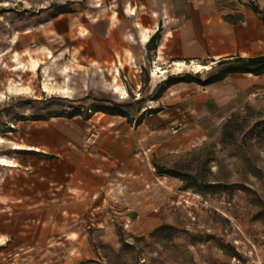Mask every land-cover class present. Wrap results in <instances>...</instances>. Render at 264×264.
Masks as SVG:
<instances>
[{"label":"rangeland","instance_id":"374dc122","mask_svg":"<svg viewBox=\"0 0 264 264\" xmlns=\"http://www.w3.org/2000/svg\"><path fill=\"white\" fill-rule=\"evenodd\" d=\"M131 2L0 0V160L12 166L0 165V264H264V95L219 120L216 108L196 104L195 85L184 89L177 119L153 135L147 188L117 185L96 198L61 191L51 201L49 188L35 183L49 173L35 166L45 165L7 158L25 122L74 108L89 115L94 102L124 87L127 101L173 109L155 98L167 78L206 80L213 72L173 67L194 60L161 64L153 45L140 65L124 51L136 42ZM59 12L70 13L54 17ZM156 63L167 73H156ZM47 83L53 92L43 91ZM154 163L201 174L207 185L184 190L180 179L159 176ZM155 210L158 217L150 215Z\"/></svg>","mask_w":264,"mask_h":264},{"label":"crops","instance_id":"0c3cea01","mask_svg":"<svg viewBox=\"0 0 264 264\" xmlns=\"http://www.w3.org/2000/svg\"><path fill=\"white\" fill-rule=\"evenodd\" d=\"M128 8L135 15L137 12L132 30L136 42H126L124 51L140 65H145L148 43L160 28L161 39L152 53L157 54L161 64L174 59L200 64L207 60L214 70L221 60L264 56V0H132ZM137 24L140 25L136 27ZM164 27H168L166 31ZM146 31L150 34L147 41ZM194 85L202 90L199 92ZM157 87L154 84L153 90ZM187 87H194L198 106L216 108L214 116L224 120L236 109L255 103L256 97H263L264 74H230L208 86L173 85L160 98L173 109L164 106L158 113L151 111L152 117L142 114L144 102L121 100L116 94L107 93L92 105L124 106L122 110L128 117L96 112L89 120L81 116L71 119L47 116V120L25 122V131L15 133L19 135H15L17 141L10 139L11 144L20 146L13 147L6 156L20 165L30 156L35 163L45 165L35 166L36 172L44 171L45 175L49 172L47 176L41 174L35 183L38 188H49L46 192H50L51 201L61 191L96 198L104 189L117 185L147 188L149 177L154 176L149 158L155 146L153 135L160 127L168 130L177 119L174 113L180 112L181 107L176 106L182 104L181 92ZM93 138L95 143L91 144ZM41 192L36 193L37 197ZM150 215L158 217V211H151Z\"/></svg>","mask_w":264,"mask_h":264},{"label":"trees","instance_id":"16d2710c","mask_svg":"<svg viewBox=\"0 0 264 264\" xmlns=\"http://www.w3.org/2000/svg\"><path fill=\"white\" fill-rule=\"evenodd\" d=\"M70 13V12H59L56 16ZM161 39V28L158 32L151 38L150 42L148 43V47L151 49L153 45V49L156 50L158 48V42ZM208 76L206 80H201L199 76H192V75H183L178 77H169L157 90L156 99H160L164 92L172 87L173 85L186 83V84H197L200 86H208L217 82H221L230 74H252L255 76H260L264 74V56L255 57V58H241L236 57L229 60H221L218 63V67ZM124 106H120L114 104L113 107H100V106H93V109H90L92 112L89 115L83 116L80 113V109H75L73 112L64 116L62 113L58 114L53 117H65V118H74L77 116L83 117L84 120H89L93 114L96 112H103L109 115H120L128 117V114L124 112L122 109ZM154 112L158 113L160 110H153ZM47 117H39L35 120H47ZM140 120L137 121L139 123ZM228 135V125L224 126V133H223V140L227 138ZM154 167L156 169V173L159 176H168L173 178H178L184 183V190H194L197 192H202L203 189L207 184H205L203 177L201 174H192L182 172L176 169H166L160 167L158 164L154 163Z\"/></svg>","mask_w":264,"mask_h":264},{"label":"bare ground","instance_id":"6f19581e","mask_svg":"<svg viewBox=\"0 0 264 264\" xmlns=\"http://www.w3.org/2000/svg\"><path fill=\"white\" fill-rule=\"evenodd\" d=\"M130 14L135 15V11L130 10ZM149 37H150V34H149L148 31H146L144 33V40L147 41L149 39ZM173 67H176L179 70H181V69H189L190 68V69H192L193 71H195L197 73H201V72H204L206 70H210V66H205V65H202V64H200L198 62H191L189 64L185 63L183 61L182 62H175L173 64ZM38 68H39V65L36 64V63H33L31 65V70L33 72H37ZM155 72L158 73V74H166L167 73V71L161 69L158 65H156V67H155ZM53 88L54 87L52 86V84L47 83V84L44 85L43 91L46 92V93H50V92H53ZM114 92H115V94L120 93V95L122 97L121 98L122 100H125V99L128 98V94H127V92L125 90H122L120 88H116L114 90ZM0 165L1 166H7V167L10 166L9 162L5 161V160H0Z\"/></svg>","mask_w":264,"mask_h":264},{"label":"built area","instance_id":"2783aa9c","mask_svg":"<svg viewBox=\"0 0 264 264\" xmlns=\"http://www.w3.org/2000/svg\"><path fill=\"white\" fill-rule=\"evenodd\" d=\"M118 74H119L118 76L120 77V72H119ZM126 82H127V78L124 77V86L127 85ZM138 96L140 97V94H139ZM158 103H160V102H158ZM155 107H156V106H155ZM155 107H154V106H151V105H149V106H145V107L142 109V114H146V115H148L149 117H152L153 114L151 113V111H153V109H154ZM89 112L91 113L92 111L89 110ZM182 128H183V124H181V123H180V124H176V125H174L173 128L171 129V132H172V134H178L179 131H180ZM90 141H91V144H94V143H95L94 138L91 139ZM115 204L117 205V202H115ZM102 207L105 208V205H103Z\"/></svg>","mask_w":264,"mask_h":264}]
</instances>
